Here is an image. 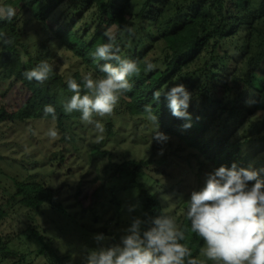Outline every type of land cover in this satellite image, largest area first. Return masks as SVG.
Instances as JSON below:
<instances>
[{
    "label": "trees",
    "instance_id": "obj_1",
    "mask_svg": "<svg viewBox=\"0 0 264 264\" xmlns=\"http://www.w3.org/2000/svg\"><path fill=\"white\" fill-rule=\"evenodd\" d=\"M133 0H5L2 7L20 4L31 10L40 4L32 17L39 22L47 32V40L57 41L71 56L82 63L95 77L103 78L105 74L100 67L105 61L95 56L99 45L108 43L106 33L109 29L115 34V44L119 47L121 58L136 61L140 68L139 74L129 77L131 91L120 96V112L131 117L143 118L157 128L156 123L149 118L145 106H150L151 113L156 115L159 129L189 142L202 158L210 164L212 170L221 165L231 167L236 163L238 167L255 170L264 169V162H252L243 152L241 143L232 139V133L225 132L227 126L212 130L210 125L216 111L226 112L227 119H235L246 108L247 113L264 111V9L251 13L248 10V0L240 11L234 3L237 0H140L132 6ZM60 3L65 4L64 14L54 21L52 26L46 22L51 18L53 9ZM233 12V14H232ZM86 14L89 20L81 22ZM236 15L247 17V22L233 25ZM94 23V24H93ZM126 26L133 29L134 35L126 31ZM244 27V50L235 44L233 52L240 57H248L251 68L240 77L241 88L232 96L218 97V90H229L235 75L230 63L235 62L222 47L229 43L232 35ZM24 34L15 20L0 17V77L10 78L18 82L28 93L26 100L7 118L13 121L53 120L56 127L63 131L62 140L71 138L65 121L81 118V113L74 111L66 113L64 104L74 93L68 88L69 77L76 79L81 85V94L86 93L83 86L85 75L75 71L68 77L52 69L49 79L43 83L29 81L24 73L35 68L40 63L39 57L27 56L24 65L18 53V48H25L20 39ZM257 39L256 53L248 56L252 38ZM3 39L11 42L5 44ZM28 53V52H27ZM207 54V59L201 66L188 71L190 65L198 62ZM149 58L146 59V56ZM155 65L154 70L146 71V63ZM199 79L200 82L192 81ZM183 83L191 93L188 112L191 114V127L185 128L189 121L179 119L171 114L163 93L171 86ZM160 92L159 99L155 93ZM247 98H250L248 100ZM198 101L201 109H196L194 103ZM46 105H52L56 110L55 119L52 115H45ZM211 110V112H208ZM5 114L0 109V120ZM109 125H106L108 130ZM113 172L121 181V190H136V201L141 212V219L165 215L159 200L142 187L138 178L143 175L146 163L136 160H126L121 163L111 162ZM264 178V172L261 173ZM15 193L10 195L6 203L12 204L26 211L29 219L41 212L42 206L47 204L50 209L60 211L59 202L50 191L41 184L29 181H15ZM112 196L116 194L111 191ZM188 207V206H187ZM187 211V208H186ZM186 211L179 219V227L185 230V241L192 250L193 256L198 254L203 246V240L190 231V221L186 218ZM7 212L0 208V222ZM30 234L40 243L39 253L50 252V264H60V259L50 247V243L43 240L37 232L36 226L29 227ZM11 237L0 233V264H24L26 254L9 246ZM29 254V253H28ZM27 254V255H28ZM48 255V254H47ZM77 264H86L78 262Z\"/></svg>",
    "mask_w": 264,
    "mask_h": 264
},
{
    "label": "rangeland",
    "instance_id": "obj_2",
    "mask_svg": "<svg viewBox=\"0 0 264 264\" xmlns=\"http://www.w3.org/2000/svg\"><path fill=\"white\" fill-rule=\"evenodd\" d=\"M4 1L0 0V7ZM139 1L133 0L132 6H136ZM243 4V0H237L234 6L240 11ZM39 6L37 4L31 10L20 4L14 6L16 14L13 19L24 30L20 41L25 48H18L22 63L25 65L30 55L39 57L40 62L47 61L53 70L65 77L75 71L83 75L92 73L57 41L47 40V32L32 17L33 11ZM64 9V3L53 9L46 25L52 26L55 20L60 19ZM262 9L264 0H248L249 12L255 13ZM88 20L89 15L86 14L81 22ZM236 20L232 26L248 21L247 17L240 15H236ZM244 29L242 27L237 35H232L229 43L222 47V51L235 60L230 63V68H233L236 77L229 90H218V97L232 96L240 90V77L251 68L248 57H240L239 53L232 51L235 44L240 46L241 51L244 50ZM256 43L257 39L253 37L249 57L256 53ZM207 57L204 54L198 62L189 66L188 71L201 66ZM192 81L200 82L196 78ZM27 96L20 83L12 82L9 77H0V109L5 114L4 119L0 120V208L7 212L0 222V233L11 237V248L29 253L24 264H50L49 254L52 252H38L40 243L30 234L29 227L36 226L43 240L49 239L60 264L86 263L91 250L120 242L133 219L141 217V212L136 201V190L120 189L121 181L113 172L111 162L118 164L136 160L146 163L138 181L159 200L163 213L175 218L177 225L186 211L191 193L200 190L204 186L206 174L213 171L189 142L157 129L143 118L121 113L119 102L111 115L93 117L105 128L100 141L97 137L101 134L81 118L64 122L71 138L63 140V131L56 127L53 120L8 119L7 114L18 109ZM194 106L201 109L198 101ZM106 125H109L108 130ZM222 126H227L225 132H231L232 139L241 143L250 161L264 162V111L247 113L245 108L240 116L228 120L227 113L218 110L210 127L217 130ZM50 128L58 130L57 139H50L46 135ZM157 130L170 139L164 143L157 142L153 139ZM27 178L48 189L59 202L61 212L45 204L31 220L24 209L12 204V201L6 203L8 197L15 193V181ZM112 190L116 191L114 197ZM130 208L133 210L130 211ZM101 234L104 240L98 243L95 237ZM197 258L203 259L200 252ZM207 264L213 262L208 261Z\"/></svg>",
    "mask_w": 264,
    "mask_h": 264
},
{
    "label": "clouds",
    "instance_id": "obj_3",
    "mask_svg": "<svg viewBox=\"0 0 264 264\" xmlns=\"http://www.w3.org/2000/svg\"><path fill=\"white\" fill-rule=\"evenodd\" d=\"M16 12L12 6L0 7V17L11 20ZM126 31L134 35L133 29L126 26ZM108 43L97 47L95 56L105 61L100 71L103 78L94 79L89 73L83 77L85 94H81V85L69 77L68 88L74 93L64 104V111L80 112L81 120L94 126L98 141L103 139L104 125L94 120V115L104 117L111 115L120 96L131 91L129 77L139 74L136 61L121 58L120 49L115 44V34L106 33ZM3 38V37H0ZM5 44L9 39H3ZM155 65L147 62L146 71L154 70ZM52 66L41 61L35 68L26 71L25 77L43 83L49 79ZM157 99L161 93H155ZM163 99L171 114L179 119L189 121L183 127H191V114L188 112L191 93L183 83L171 86L163 93ZM149 118L157 129L156 115L150 106H145ZM45 115L55 119L56 110L46 105ZM46 135L50 139L58 138V130L50 128ZM153 139L159 143L170 138L157 130ZM264 169L231 167L221 165L206 174L204 186L193 191L188 201L186 218L190 221V231L203 240L200 250L203 259L193 256L185 241V230L181 229L174 217L159 215L146 219L134 218L118 244L100 246L91 250L86 257V264H264ZM133 210L132 208L129 209ZM99 243L103 235L95 237Z\"/></svg>",
    "mask_w": 264,
    "mask_h": 264
}]
</instances>
